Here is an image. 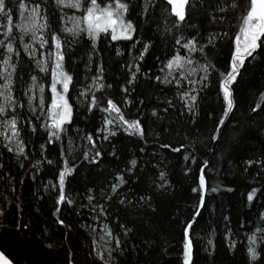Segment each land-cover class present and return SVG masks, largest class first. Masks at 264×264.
Returning <instances> with one entry per match:
<instances>
[{
  "label": "trees",
  "instance_id": "1",
  "mask_svg": "<svg viewBox=\"0 0 264 264\" xmlns=\"http://www.w3.org/2000/svg\"><path fill=\"white\" fill-rule=\"evenodd\" d=\"M11 2L15 4L16 0ZM18 14L14 10V23ZM229 19L231 25L225 24L224 29L230 28L229 36L234 39L242 22L231 16ZM3 22L0 20V23ZM3 31L0 28V33ZM147 37L152 38L154 47L140 62L141 72L130 86L128 98L133 101L131 105L122 103L126 94L120 89L127 86L125 62H131L134 56L139 55L137 49L140 45L132 49L131 42H113L102 35L97 43V53L91 54L85 40H81L69 53L70 61L66 56L65 67L74 75L76 90H82L84 84L90 83L85 77L94 75L96 65L103 63L104 82L113 85L112 89L105 90L104 97L119 101L125 118H139L146 130L145 139L118 131L110 141L101 139L103 133L97 131L94 139L102 151V159L98 165L89 164L81 155L89 146L76 135V129L80 130V135L99 129L101 114L97 113L92 118L91 114L84 112L85 105L77 103L70 131L73 138L71 162L77 168L68 178L70 183L66 181V193L75 197L77 204L71 207H75L80 214L61 206L63 218L71 226L70 229L54 222L56 217L52 212L57 192L48 182L57 183L55 177L58 169L56 163L47 165L44 157L39 155L43 139L32 136L27 140L25 151L29 154L28 159L8 153L0 139V164L4 165L0 168V209L5 213L0 216V250L14 259V264H65L69 249L74 253L75 264H90L88 252L93 239L98 241L102 235L103 224L107 222L112 226L125 221L128 227L134 228V233L129 237L118 233L126 241L130 252V255L126 253L120 257L122 264H176L180 256L183 222L194 213L197 203L196 194L191 189L198 184L199 167L203 166L205 160L209 162L205 169L209 191L206 194V208L201 209L202 216L198 218L193 233V264H249L246 237L255 231L261 223L259 214L264 213V195H261L264 192V167L256 164L252 168L246 163L249 158L264 159L261 156L264 152V111L258 109L259 114L252 111L257 103L264 108V101L261 100V93H264V47L258 50L260 54L255 59L245 61V69L232 86L237 107L221 126L222 138L213 142L211 136L215 134L224 107L223 95L218 89V76L228 66L229 41H222L215 53L209 56L216 70L212 73L209 87L200 93L197 114L193 115L183 106L174 85L166 87L155 79L167 74V69L163 72L160 69L170 58L169 52L174 51L171 34L165 35L162 24L158 29L156 23H144L136 39L146 40ZM0 39H3L2 35ZM117 48L124 53L122 56L115 55ZM89 54L93 63L88 67L92 72H88L86 67ZM195 58L200 57L197 54ZM32 67L35 68V65ZM32 74L41 78L40 82L46 88L45 94L50 96V74L45 76L38 69ZM77 80L79 83H76ZM184 87L187 89L189 85L185 83ZM100 95L98 92L97 96ZM71 96L72 102L76 103L75 90ZM141 100L143 104L139 103ZM167 100H171L174 106L168 108ZM165 108L168 111H164ZM154 110L156 116L152 115ZM40 135L43 137L42 131ZM161 144H169L180 151L162 148ZM46 147L49 149L45 152L47 159L58 161L60 142ZM64 147H68L67 140ZM113 152L116 156L112 155ZM184 156H189V160L185 161ZM193 156L197 161L195 164L192 163ZM133 159L137 161V166L129 172V162ZM21 163L24 164L23 168L20 167ZM60 167H63L62 163ZM161 172L165 174L163 181L159 178ZM34 174L37 175L36 180L32 179ZM117 175H124L126 179L130 177L121 192L127 194L132 204L120 205L115 198L107 201L106 206H110L109 219L105 221L101 217L98 222H93L88 209L79 207L80 204H87V200L83 199L86 189L92 188L97 195L102 190L107 192ZM211 187L218 190L211 192ZM253 187L259 188L260 192L250 205L246 197ZM12 188L16 189L15 192ZM140 194L152 196L151 207L137 203ZM16 205L20 206L19 209ZM18 222L28 223L30 230L17 231ZM92 228L95 232L90 234ZM226 229H231L233 233L231 240L237 245L234 249L228 247ZM208 239L213 240L214 249L207 244ZM145 240L151 243L146 245ZM48 244L52 247L48 248Z\"/></svg>",
  "mask_w": 264,
  "mask_h": 264
},
{
  "label": "snow or ice",
  "instance_id": "2",
  "mask_svg": "<svg viewBox=\"0 0 264 264\" xmlns=\"http://www.w3.org/2000/svg\"><path fill=\"white\" fill-rule=\"evenodd\" d=\"M14 10L19 12V24H14ZM69 12L72 14L69 15ZM229 16L242 22L239 24L238 33L234 34V39L229 36L230 28L224 29L225 24L231 25ZM0 20L4 21L0 23V28L4 30L0 33L3 36V39H0V137L3 139V147L17 158L28 159L29 154L25 151L27 140L32 136L43 139L39 155L44 157L47 165L56 163L58 169V175L55 177L57 183L53 184L51 180L48 182L57 192L52 212L56 217L54 222L69 229L71 226L63 218L61 206L76 212V208L71 206L76 205L77 200L67 195L66 181L70 183L68 178L73 176L77 168L71 162L73 138L70 135L77 103L84 104V112L91 114L92 118H95L97 113L101 114L99 129L84 135H80V130L76 129V135L89 146L87 151L81 152L83 159L89 164L98 165L102 159V151L94 139L97 131L103 133L100 138L105 141H110L118 131L126 132L130 136H139L141 139L146 137V130L139 118L126 119L120 102L104 97L105 90L112 89L113 85L104 82L103 63L96 65L94 75L85 77L91 82L84 84L82 90H76L74 75L66 69L65 62L66 56L71 60L69 53L74 51L81 40H85V46L91 54L99 51L97 43L102 35L113 42H131L132 49L140 45L137 49L139 55L134 56L131 62H125L127 86L120 89L126 94L122 103L131 105L133 101L128 98L130 86L135 83L141 72L140 62L144 61L145 56L154 47L151 37L146 40L136 37L140 35L142 24L156 23L158 29L162 24L165 35L171 34L174 51L169 52L170 58L160 69L162 72L167 69V74L163 78L156 76L155 79L166 87L174 85L183 106L189 113L196 115L200 93L209 87L212 73L216 70V65L209 60V56L227 39L228 66L218 76V89L222 92L224 107L222 118L214 130L215 134L211 136L213 142L222 138L221 126L237 107L232 86L237 83V78L245 69V61L249 58L255 59L256 55L260 54L258 50L264 47V0H136L135 3L133 0H16L15 4H12L11 0H0ZM182 52L184 54H181ZM91 54L88 55L86 67L93 63ZM123 54L118 48L115 49L116 56ZM131 54L129 51V55ZM197 54L199 59L195 58ZM37 55L43 59H37ZM25 64L28 65L27 68L24 67ZM33 64L35 68L32 67ZM36 69L45 76L50 74V96H46V88L40 82L41 78L32 74ZM92 71L88 67V72ZM185 83L189 85L187 89L184 87ZM73 90L76 91V103L72 102ZM98 92L101 93L100 96H97ZM261 100L264 101V93H261ZM139 103L144 102L141 100ZM165 103L168 108L174 106L171 100ZM168 108L164 111H168ZM258 109L264 111L260 103H257L252 111L259 114ZM152 115H157L155 110ZM41 131L43 137L40 135ZM65 140L67 148L64 147ZM56 142H60V147L58 161L54 162L47 159L45 152L49 151L46 145ZM161 147L171 148L174 152L180 151L169 144H161ZM112 155L116 156V153L113 152ZM261 156L264 157V152ZM189 158L184 156L185 161ZM191 159L192 163H197L194 156ZM42 162L44 161H38ZM129 163L131 167L127 171L130 172L136 168L137 161L133 159ZM208 163L205 160L203 166L199 167L198 184L191 189V192L196 194L197 203L194 213L183 222L179 241L180 256L176 264H193V233L198 218L202 216L201 209L206 208V194L209 191L205 173ZM246 163L252 168H255L256 164L264 167V159L249 158ZM2 167L4 165L0 164V168ZM20 167L23 168L24 164L21 163ZM245 171H248V168H245ZM159 178L163 181L165 174L161 172ZM32 179L36 180L37 175L34 174ZM129 180L130 177L126 179L124 175H117L110 189L107 192L102 190L98 195L92 188L86 189L83 199L87 200V204H80L79 207L88 209L93 222H98L101 217L107 221L110 207L106 206L107 201H113L115 198L120 205L132 204L127 194L121 192ZM159 187L162 188L163 185ZM11 190L15 192L16 189ZM217 190L216 187L210 188L211 192ZM258 192L260 189L253 187L247 193L248 204H253ZM121 195L124 196L123 199L120 198ZM261 195H264V192H261ZM151 201V195L140 194L137 203L151 207ZM19 207L16 205L17 209ZM152 210L155 212V209ZM3 215L5 213L0 209V216ZM259 220L261 223L255 231L246 237L249 264H264V213L259 214ZM25 228L30 230L28 223H17V231ZM94 232L95 229L92 228L90 234ZM101 232L98 241L93 239L88 252L90 264H122L120 257L126 253L130 255V252L126 241L118 233L129 237L134 233V228L128 227L127 221L117 222L112 226L106 222ZM232 235L231 229H226L225 239L229 241V249L237 246L236 242L231 240ZM144 243L147 245L151 241L145 240ZM207 244L214 249L212 239H208ZM47 247L51 248L52 245L48 244ZM68 253L65 264H75L74 253L71 249ZM0 264H14V259H10L5 251L0 250Z\"/></svg>",
  "mask_w": 264,
  "mask_h": 264
},
{
  "label": "rangeland",
  "instance_id": "3",
  "mask_svg": "<svg viewBox=\"0 0 264 264\" xmlns=\"http://www.w3.org/2000/svg\"><path fill=\"white\" fill-rule=\"evenodd\" d=\"M70 13H71V12H70ZM71 14H72V13H71ZM71 14H69V15H71ZM20 22H21V18H20L19 14H18L17 20L15 21L14 24H19ZM69 26H71V25H69ZM37 58L43 59V57H41V56H39V55H37ZM167 71H168V70H167ZM0 139L3 141L2 137H0Z\"/></svg>",
  "mask_w": 264,
  "mask_h": 264
}]
</instances>
